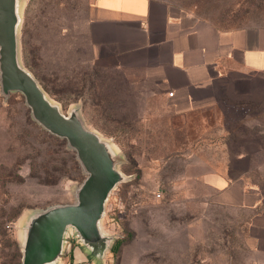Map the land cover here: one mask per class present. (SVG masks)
Masks as SVG:
<instances>
[{"label": "rangeland", "instance_id": "374dc122", "mask_svg": "<svg viewBox=\"0 0 264 264\" xmlns=\"http://www.w3.org/2000/svg\"><path fill=\"white\" fill-rule=\"evenodd\" d=\"M92 1L19 3L22 63L63 112L79 105L85 123L122 155L118 168L132 175L111 190L101 219L117 249L98 259L68 233L57 264H69L73 248L91 264H263L243 210L214 202L221 185L212 179L264 181V80L253 94L227 87L214 103L175 112L139 72L91 46ZM166 1L223 27L264 25V0ZM47 133L21 92H0V264H19L14 238L25 216L74 202L86 175L75 151Z\"/></svg>", "mask_w": 264, "mask_h": 264}, {"label": "crops", "instance_id": "0c3cea01", "mask_svg": "<svg viewBox=\"0 0 264 264\" xmlns=\"http://www.w3.org/2000/svg\"><path fill=\"white\" fill-rule=\"evenodd\" d=\"M87 11L91 46L109 50L118 67L139 72L175 112L214 103L227 87L237 96L253 94L256 80H264V25L219 26L166 0H93ZM221 179H212L221 185L214 202L243 210L264 255V181ZM69 264L91 261L83 248H73Z\"/></svg>", "mask_w": 264, "mask_h": 264}, {"label": "water", "instance_id": "95a60500", "mask_svg": "<svg viewBox=\"0 0 264 264\" xmlns=\"http://www.w3.org/2000/svg\"><path fill=\"white\" fill-rule=\"evenodd\" d=\"M20 0H0V92L19 91L31 116L49 132L66 139L85 176L75 189V201L55 203L30 212L19 227L21 264H57L67 234L95 258L110 248L113 236L101 227L105 204L120 181L131 178L117 164L122 155L111 141L89 127L77 104L68 112L45 91L19 54Z\"/></svg>", "mask_w": 264, "mask_h": 264}, {"label": "trees", "instance_id": "16d2710c", "mask_svg": "<svg viewBox=\"0 0 264 264\" xmlns=\"http://www.w3.org/2000/svg\"><path fill=\"white\" fill-rule=\"evenodd\" d=\"M23 57H24V59H25V61L27 62L26 64L28 65V60H27V56L24 54L23 55ZM45 85H43V87H44ZM45 89H47L48 90V88L45 86L44 87ZM48 136H52V138H54L55 139V141H56V143L59 145V146H64L65 144H67L66 143V139L65 138H63V137H59V136H57V135H55V134H53V133H51V132H49L48 131ZM77 161V160H76ZM9 227V226H8ZM18 242V244H17V242ZM120 240H114L113 242H112V244H111V246H110V251H115L116 249H117V247H118V245H119V242ZM14 243H15V247H16V250H17V255H18V257L20 258L19 260H18V263L19 264H21V255H22V253H21V249H20V242H19V238L17 237V238H14ZM71 255H73V254H71Z\"/></svg>", "mask_w": 264, "mask_h": 264}, {"label": "built area", "instance_id": "2783aa9c", "mask_svg": "<svg viewBox=\"0 0 264 264\" xmlns=\"http://www.w3.org/2000/svg\"><path fill=\"white\" fill-rule=\"evenodd\" d=\"M171 93V92H170Z\"/></svg>", "mask_w": 264, "mask_h": 264}]
</instances>
